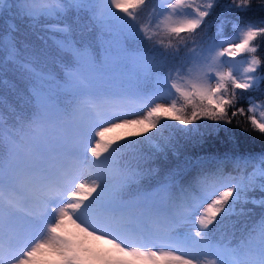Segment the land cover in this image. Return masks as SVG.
<instances>
[{
  "label": "snow or ice",
  "instance_id": "obj_1",
  "mask_svg": "<svg viewBox=\"0 0 264 264\" xmlns=\"http://www.w3.org/2000/svg\"><path fill=\"white\" fill-rule=\"evenodd\" d=\"M217 6L0 0V87L16 97L7 117L0 111V264H264V195H251L264 194V153L235 157L234 169H253L248 176L227 174L225 160L193 174L171 166L180 144L164 135L228 131L222 124L246 113L264 134V100L253 98L264 93V15L250 18L254 6L264 12V0H230L207 38ZM113 43L151 77L144 87L100 91ZM201 119L213 123L188 127ZM68 125L74 143L44 155L50 134ZM118 129L144 139L118 144L124 137L109 135ZM125 149L138 153L135 163L122 157ZM94 242L131 259H110Z\"/></svg>",
  "mask_w": 264,
  "mask_h": 264
},
{
  "label": "trees",
  "instance_id": "obj_2",
  "mask_svg": "<svg viewBox=\"0 0 264 264\" xmlns=\"http://www.w3.org/2000/svg\"><path fill=\"white\" fill-rule=\"evenodd\" d=\"M230 0H218V6L214 9L213 14L215 17L213 18L214 22H217L218 18H222L224 6H226ZM257 3L260 0H256ZM264 12H262L259 8H253L251 12V19H259ZM3 24V23H2ZM1 24V25H2ZM210 28L207 31V38H211L216 34L217 28L216 24L211 23ZM101 30H96V37H100ZM224 35L227 37L232 35L231 25H226L224 28ZM96 39L95 47L98 52L103 54L104 47L100 44ZM113 51V60L110 66L107 69L108 75L105 79V83L100 87V91H107L111 94L119 95L124 92H131L135 89L141 88L145 86V82L151 79L150 76H146L144 70L136 67L129 58H127L123 54L116 53L114 49ZM262 51H264V45H262ZM264 88V84L261 85ZM0 96L4 97V104L0 106V111H3L5 116H8V105L16 104V97L13 93H11L7 88L0 87ZM253 98L259 102L264 100V93L257 92L253 93ZM241 106L247 108V101H242ZM245 116H237L233 118V123L231 125L222 124V129H227L228 131H217L210 132L204 127H200L198 131H193L191 133L184 132L180 133L175 131L174 129H164V135L171 136L175 140H177L180 144V154L173 156L170 158L171 166H175L176 163L181 164L182 166H186L189 171L193 174L198 172L203 165L208 170H214V166L217 161L225 160L226 167L225 172L231 175H244L248 176L253 172L251 167L243 170L234 169L233 160L237 156H248L255 155L259 156L264 153V134L260 133L258 130H255L250 121L246 119ZM161 123L164 124H172L177 128H182L183 126L178 125V122L170 121V120H162ZM212 121L207 120H199L194 124L189 125V128L195 129L197 125H205L211 124ZM121 133H124L121 130ZM111 134V133H110ZM109 134V135H110ZM152 133H149L151 135ZM139 139L143 140L144 137H134L131 136L130 140ZM124 140V139H123ZM129 140L124 142L122 140H118V144H127ZM26 148V146H23ZM149 146L143 145L140 148V152H143L147 155ZM130 153H132L131 149H125L122 152V157L129 161L126 157ZM21 159L27 163L28 156L25 153L20 151ZM257 183L260 181V177H256ZM155 181L145 182L143 186V191L148 192L151 188H155ZM148 190V191H147ZM135 191V190H133ZM135 191V195H136ZM256 198H260L261 195L259 191L252 193ZM246 207L254 209L257 213H259L258 206L248 204ZM258 218V216H257ZM236 218L233 217V220ZM218 238V234H217Z\"/></svg>",
  "mask_w": 264,
  "mask_h": 264
},
{
  "label": "rangeland",
  "instance_id": "obj_3",
  "mask_svg": "<svg viewBox=\"0 0 264 264\" xmlns=\"http://www.w3.org/2000/svg\"><path fill=\"white\" fill-rule=\"evenodd\" d=\"M214 17H215V14L211 15L210 17L207 18L206 22H208L210 24L211 23L216 24V22L213 21ZM2 23H3V21H0V25ZM97 40L99 42L97 45L100 44L102 47H106L107 46V45H102L101 44L100 37H98ZM112 49H114V51L116 53L125 55L122 51H120L117 48L115 43L112 44ZM222 59L227 60L228 58L224 57ZM242 59H245V58L244 57H237V60H242ZM240 71H242V69ZM257 118L259 119V113H257ZM121 130H123L124 133H121ZM134 131H135V129H118V130H116V132L111 133L110 136H113V137L123 136L124 140L127 141V140H130V138H131V136L128 135V133H131V132H134ZM67 134H69L70 136H66V137L63 136V135H67ZM124 140H122V141L124 142ZM73 143H74V136H73V134L71 132V128H70V130L69 129H67V130L65 129L64 132H54V133H52V136H50L49 142L47 144L42 145L40 151L46 156H54L55 154H51L49 152L50 148H52L55 151L54 153L57 154L59 151H61V149L70 147ZM131 151H132V153H130L128 156L126 155V157L129 160V162L135 163V160H136V158L138 156V153L136 151H134V150H131ZM69 229L74 231V228L71 225H69ZM94 243H95V246H96L97 250L102 255H104V256H106V257H108L110 259H121V258L122 259H126V260H130L131 259L130 257H122V255L119 254L115 249H113L111 245H108V244L102 243V242H94Z\"/></svg>",
  "mask_w": 264,
  "mask_h": 264
}]
</instances>
